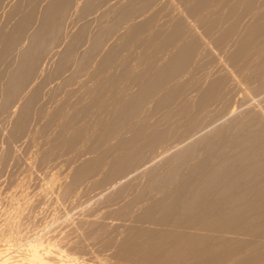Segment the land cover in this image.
Returning <instances> with one entry per match:
<instances>
[{
    "label": "rangeland",
    "instance_id": "obj_1",
    "mask_svg": "<svg viewBox=\"0 0 264 264\" xmlns=\"http://www.w3.org/2000/svg\"><path fill=\"white\" fill-rule=\"evenodd\" d=\"M258 1L0 0V263H27L25 260L31 247L37 245L38 249L49 247L51 255L46 253L49 264H67L70 259L69 264H163L166 259L162 258L168 256L164 252L167 249L174 252L178 248L183 249L180 256L184 258L178 256L173 260L174 264L178 259H182L180 264H187L191 258L188 264H193L195 257L194 264H201L202 258H205L203 264H264V211H260V207H264L261 205L262 198L264 201V0ZM56 5H59L56 8L59 12ZM33 37L40 40H33ZM31 48H35L34 53ZM66 59L68 66H65ZM202 93L207 94L203 97ZM249 131L256 139L254 142L241 139L235 144L228 140L218 143L226 132L227 137L234 135L232 139L238 140ZM211 164L217 168L223 166L224 174L221 173L216 180L214 177L210 179L212 171L210 178L204 173L205 167L210 168ZM240 168L241 172L238 171ZM172 169L178 171L171 175L169 171ZM228 174L225 183L218 181L224 176L227 178ZM237 182L238 187L243 185L241 189H226V185L235 187ZM255 183L263 184L259 187V191L263 187V195L261 191L255 194ZM177 198L183 204H177ZM230 209H240L236 212H241L235 216V211L231 213ZM242 210L247 212L244 214ZM149 248L153 252L150 250L146 254L143 250ZM52 249L62 253L65 259L54 258L56 255ZM155 249L162 250L164 257L159 258L162 262L153 260L160 256L155 254ZM4 256L8 258L4 260ZM8 259L13 263L7 262Z\"/></svg>",
    "mask_w": 264,
    "mask_h": 264
},
{
    "label": "bare ground",
    "instance_id": "obj_2",
    "mask_svg": "<svg viewBox=\"0 0 264 264\" xmlns=\"http://www.w3.org/2000/svg\"><path fill=\"white\" fill-rule=\"evenodd\" d=\"M1 1H3V0H1ZM92 1H93V0H92ZM98 1H99V0H98ZM116 1H117V0H116ZM212 1H213V0H212ZM228 1H229V0H228ZM230 1H231V0H230ZM233 1H234V0H233ZM250 1H251V0H250ZM259 1H260V0H259ZM259 1H258V2H259ZM6 2H7V0H6ZM71 2H72V1H71ZM73 2H74V1H73ZM96 2H97V1H96ZM112 2H113V1H112ZM201 2H202V1H201ZM236 2H237V1H236ZM252 2H253V1H252ZM2 3H3V2H2ZM56 3H57V2H56ZM63 3H64V2H63ZM86 3H87V2H86ZM174 3H175V2H174ZM205 3H206V2H205ZM254 3H255V1H254L252 4H254ZM61 4H62V3H61ZM104 4H105V3H104ZM108 4H109V3H108ZM119 4H120V3H119ZM124 4H125V3H124ZM135 4H136V3H135ZM157 4H158V3H157ZM220 4H221V2H220ZM220 4H219V5H220ZM259 4H260V3H259ZM22 5H23V4H22ZM93 5H94V4H93ZM114 5H115V4H114ZM143 5H144V4H143ZM210 5H211V4H210ZM227 5H228V3H227ZM247 5H248V4H247ZM9 6H10V5H9ZM57 6H59V5H56V7H55V6H53V7H55V9H56ZM73 6H74V5H73ZM86 6H87V5H86ZM90 6H91V5H90ZM111 6H112V5H111ZM157 6H158V5H157ZM256 6H257V5H256ZM261 6H262V5H261ZM5 7H6V6H5ZM92 7H93V6H91V8H92ZM109 7H110V6H109ZM128 7H129V6H128ZM240 7H241V6H240ZM248 7H249V5H248ZM248 7H246V8H248ZM258 7H259V6H258ZM22 8H23V6H22ZM82 8H83V7H82ZM86 8H87V7H86ZM102 8H103V7H102ZM102 8H101V9H102ZM140 8H141V7H140ZM200 8H201V7H200ZM204 8H205V7H204ZM207 8H208V7H207ZM211 8H212V7H211ZM251 8H252V7H251ZM254 8H255V6H254ZM256 8H257V7H256ZM28 9H29V8H28ZM60 9H61V8H60ZM62 9H63V8H62ZM98 9H99V7H98ZM131 9H132V8H131ZM153 9H154V8H153ZM188 9H189V8H188ZM212 9H214V8H212ZM244 9H245V8H244ZM257 9H260V8H257ZM3 10H4V8H3ZM21 10H22V9H21ZM56 10L58 11L59 9H56ZM114 10H115V9H114ZM209 10H211V9H209ZM214 10H215V9H214ZM228 10H229V7H228ZM228 10H227V11H228ZM252 10H254V9H252ZM261 10H262V9H261ZM13 11H14V10H13ZM49 11H50V10H49ZM65 11H66V10H65ZM85 11H86V10H85ZM89 11H90V10H89ZM188 11H189V10H188ZM191 11H192V10H191ZM195 11H197V10H195ZM204 11H206V9H205ZM241 11H242V9H241ZM247 11H248V9H247ZM255 11H256V10H255ZM257 11H258V10H257ZM257 11H256V12H257ZM58 12H59V11H58ZM91 12H92V11H91ZM93 12H94V11H93ZM112 12H113V11H112ZM176 12H177V11H176ZM197 12H198V11H197ZM231 12H232V11H231ZM242 12H243V11H242ZM252 12H254V11H252ZM252 12H251V13H252ZM259 12H260V11H258L257 13H259ZM15 13H16V12H15ZM33 13H37V12H34V11H33ZM106 13H107V12H106ZM187 13H188V12H187ZM202 13H203V12H202ZM243 13H244V12H243ZM19 14H20V10H19ZM57 14H58V13H57ZM62 14H63V12H62ZM62 14H61V15H62ZM104 14H105V13H104ZM117 14H118V13H117ZM148 14H149V13H148ZM205 14H206V13H205ZM207 14H208V13H207ZM216 14H217V13H216ZM226 14H229V13L227 12ZM230 14H232V13H230ZM245 14H246V13H245ZM254 14H255V16H256V13H254ZM13 15H14V14H13ZM33 15H34V14H33ZM59 15H60V14H59ZM89 15H90V13H89ZM94 15H95V14H94ZM96 15H97V14H96ZM100 15H101V14H100ZM123 15H124V13H123ZM197 15H198V14H197ZM210 15H211V14H210ZM246 15H247V14H246ZM250 15H251V14H250ZM78 16H79V14H78ZM78 16H77V17H78ZM120 16H121V15H120ZM207 16H208V15H207ZM230 16H231V15H230ZM230 16H229V17H230ZM240 16H241V13H240ZM6 17H7V16H6ZM60 17H61V16H60ZM63 17H64V16H63ZM95 17H96V16H95ZM109 17H110V15H109ZM114 17H115V16H114ZM118 17H119V16H118ZM185 17H186V16H185ZM201 17H202V16H201ZM201 17H200V19H201ZM229 17H228V20L230 19ZM252 17H253V16H252ZM257 17H258V16H257ZM28 18H29V17H28ZM57 18H58V16H57ZM61 18H62V17H61ZM61 18H60V19H61ZM91 18L93 19V17H91ZM115 18H116V17H115ZM120 18H121V17H120ZM181 18H182V17H181ZM244 18H245V17H244ZM244 18H243V19H244ZM246 18H247V17H246ZM15 19H16V18H15ZM40 19H41V18H40ZM63 19H64V18H63ZM77 19H78V18H77ZM107 19H108V18H107ZM185 19H186V18H185ZM208 19H209V18H208ZM214 19H215V18H214ZM223 19H224V18H223ZM226 19H227V17H226ZM259 19H261V18H259ZM11 20H12V19H11ZM11 20H10V21H11ZM17 20H18V19H17ZM46 20H47V19L44 20V23L47 24V21H46ZM67 20H68V19H67ZM80 20H81V19H80ZM88 20H89V19H88ZM88 20H87V21H88ZM105 20H106V19H105ZM111 20H112V18H111ZM126 20H127V19H126ZM126 20H125V21H126ZM171 20H172V19H171ZM187 20H188V19H187ZM204 20H205V19H204ZM212 20H213V19H211V22H212ZM217 20H218V19H217ZM228 20H227V21H228ZM252 20H254V17H253ZM263 20H264V19H263ZM263 20L261 21L262 23H263ZM27 21H28V20H27ZM45 21H46V22H45ZM81 21H82V20H81ZM106 21H107V20H106ZM114 21H115V20H114ZM174 21H176V20H174ZM174 21H172V22H174ZM201 21H202V20H201ZM224 21H225V20H224ZM242 21H243V20H242ZM245 21H246V19H245ZM52 22H54V21H52ZM116 22H117V20H116ZM118 22H119V20H118ZM172 22H171V23H172ZM186 22H187V21H186ZM188 22H189V21H188ZM188 22H187V23H188ZM203 22H204V21H203ZM209 22H210V20H209ZM231 22H232V21H231ZM252 22H253V21H251V23H252ZM255 22H256V20H255ZM255 22H254V23H255ZM19 23H20V22H19ZM91 23H92V22H91ZM98 23H99V22H98ZM102 23H103V22H102ZM110 23H111V22H110ZM132 23H133V22H132ZM243 23H244V22H243ZM243 23H242V24H243ZM249 23H250V22H249ZM256 23H257V22H256ZM56 24H57V22H56ZM100 24H101V23H100ZM103 24H104V23H103ZM118 24H119V23H118ZM127 24H128V23H127ZM141 24H144V23H141ZM174 24H175V23H174ZM190 24H191V23H190ZM194 24H195V23H194ZM222 24H223V23H222ZM49 25H50V23H49ZM53 25H54V24H53ZM58 25H59V24H58ZM81 25H82V24H81ZM101 25H102V24H101ZM105 25H106V24H105ZM112 25H113V24H112ZM114 25H115V24H114ZM114 25H113V26H114ZM124 25H125V24H124ZM164 25H165V24H164ZM210 25H211V24H210ZM227 25H228V24H227ZM237 25H239V24H237ZM240 25H241V24H240ZM251 25H252V24H251ZM255 25H257V24H255ZM261 25H262V24H261ZM20 26H21V25H20ZM73 26H74V24H73ZM96 26H98V25H96ZM106 26H107V25H106ZM203 26H205V25H203ZM241 26H243V25H241ZM247 26H248V25H247ZM252 26H253V25H252ZM258 26H259V25H258ZM263 26H264V25H263ZM40 27H41V26H40ZM46 27H48V29L50 28V27L48 26V24H47ZM46 27H45V28H46ZM51 27H52V24H51ZM206 27H207V26H206ZM214 27H216V26L214 25ZM32 28H33V27H32ZM93 28H94V26H93ZM97 28H98V27H97ZM174 28H175V27H174ZM174 28H173V30H174ZM178 28H179V27H178ZM209 28H210V27H209ZM211 28H212V26H211ZM235 28H236V27H235ZM237 28H238V27H237ZM239 28H240V27H239ZM252 28H253V27H252ZM254 28H255V27H254ZM263 28H264V27H262V30H263ZM40 29H41V28H40ZM68 29H69V28H68ZM74 29H75V28H74ZM100 29H101V28H100ZM131 29H132V28H131ZM138 29H139V28H138ZM165 29H166V28H165ZM170 29H171V28H170ZM194 29H195V28H194ZM213 29H215V28H213ZM256 29H257V28H256ZM259 29H260V28H259ZM23 30H24V28H23ZM46 30H47V29H46ZM61 30H62V29H61ZM72 30H73V29H72ZM97 30H98V29H97ZM97 30H96V31H97ZM106 30H107V28H106ZM128 30H129V29H128ZM191 30H192V29H191ZM206 30H207V29H206ZM231 30H232V29H231ZM234 30H235V29H234ZM240 30H241V29H240ZM245 30H246V27H245ZM253 30H255V29H253ZM257 30H258V29H257ZM257 30H256V32L258 33ZM262 30H261V31H262ZM66 31H67V30H66ZM135 31H136V30H135ZM171 31H172V30H171ZM175 31H176V30H175ZM179 31H180V30H179ZM186 31H187V30H186ZM192 31H193V30H192ZM210 31H212V30H210ZM213 31H214V30H213ZM235 31H236V30H235ZM261 31H260V32H261ZM48 32H49V31H48ZM76 32H77V31H76ZM84 32H85V31H84ZM99 32H100V31H99ZM165 32H166V31H165ZM167 32H168V31H167ZM189 32H190V31H189ZM229 32H230V31H229ZM256 32H255V33H256ZM260 32H259V34L262 35V33H260ZM49 33H50V32H49ZM94 33H95V32H94ZM114 33H115V32H114ZM127 33H128V32H127ZM163 33H164V32H163ZM173 33H174V31H173ZM214 33H215V31H214ZM219 33H220V32H219ZM219 33H218V34H219ZM232 33H234V32H232ZM232 33L230 32V34H232ZM237 33H239V32H237ZM242 33H244V32H242ZM247 33H249V32H247ZM251 33H252V32H251ZM17 34H20V32L17 33ZM17 34H15V35H17ZM68 34H69V33H68ZM74 34H75V32H74ZM77 34H79V33H77ZM101 34H102V33H101ZM110 34H111V33H110ZM128 34H129V33H128ZM130 34H131V33H130ZM167 34H168V33H167ZM186 34H187V33H186ZM218 34H217V35H218ZM222 34H223V33H222ZM222 34H221V35H222ZM235 34H236V33H235ZM21 35H22V34H21ZM65 35H66V34H65ZM92 35H93V33H92ZM157 35H158V34H157ZM182 35H183V34H182ZM200 35H201V34H200ZM240 35H241V33H240ZM240 35H239V36H240ZM246 35H247V34H246ZM254 35H255V34H254ZM254 35H253V36H254ZM257 35H258V34H257ZM257 35H256V36H257ZM46 36H47V35H46ZM72 36H73V34H72ZM106 36H107V35H106ZM127 36H128V35H127ZM127 36H126V37H127ZM131 36H132V35H131ZM155 36H156V35H155ZM250 36H251V35H250ZM21 37H22V36H21ZM77 37H79V36H77ZM77 37H76V38H77ZM82 37H83V36H82ZM104 37H105V36H104ZM179 37H180V36H179ZM184 37H185V36H184ZM199 37H201V36H199ZM234 37H235V35H234ZM234 37H233V38H234ZM251 37H252V36H251ZM254 37H255V36H254ZM257 37H258V36H257ZM259 37H260V35H259ZM14 38H16V37H14ZM14 38H13V39H14ZM18 38H19V36H18ZM35 38H38V37H33V40H34ZM41 38H42V37H41ZM71 38H72V37H71ZM76 38H75V40H77ZM90 38H91V37H90ZM107 38H108V37H107ZM153 38H154V37H153ZM186 38H187V37H186ZM205 38H206V37H205ZM231 38H232V37H230L229 39H231ZM241 38H242V37H241ZM246 38H248L249 40H252V39H250V37H246ZM252 38H253V37H252ZM260 38H261V37H260ZM260 38H259V39H260ZM42 39H43V38H42ZM79 39H80V38H79ZM101 39H102V38H101ZM179 39H180V38H179ZM182 39H183V36H182ZM237 39H239V38H236V40H237ZM36 40H37V39H36ZM38 40H40V38H38ZM38 40H37V41H38ZM52 40H53V39H52ZM80 40H81V39H80ZM87 40H88V38H87ZM89 40H90V39H89ZM89 40H88V41H89ZM93 40H95V39H93ZM157 40H158V39H157ZM180 40H181V39H180ZM232 40H233V39H232ZM232 40H231V41H232ZM254 40H258V39H257V38H254ZM50 41H51V40H50ZM71 41H72V40H71ZM122 41H123V40H122ZM127 41H128V40H127ZM144 41H145V40H144ZM144 41H143V42H144ZM195 41H196V40H195ZM202 41H203V40H202ZM227 41H228V40H227ZM241 41H242V40H241ZM244 41H245V40H244ZM247 41H248V40H247ZM47 42H48V41H47ZM73 42H74V41H73ZM148 42H149V41H148ZM158 42H159V41H158ZM166 42H167V41H166ZM175 42H176V41H175ZM190 42H191V41H190ZM209 42H210V40H209ZM216 42H217V41H216ZM229 42H230V41H229ZM233 42H234V41H233ZM248 42H250V41H248ZM256 42H257V41H256ZM259 42H260V40H259ZM259 42H257V43H259ZM263 42H264V39H263ZM263 42H262V44H263ZM32 43H33V42H32ZM38 43H39V42H38ZM38 43H37V45H38ZM75 43H77V42H75ZM79 43H80V42H79ZM114 43H115V42H114ZM144 43H145V42H144ZM144 43H143V44H144ZM152 43H153V42H152ZM162 43H163V42H162ZM205 43H206V42H205ZM212 43H213V42H212ZM220 43H221V42H220ZM235 43H236V42H235ZM242 43H243V42H242ZM17 44H18V43H17ZM33 44H34V43H33ZM33 44H32V45H33ZM72 44H73V43H72ZM84 44L86 45V43H84ZM91 44H93V43H91ZM95 44H96V42H95ZM124 44H125V43H124ZM135 44H136V43H135ZM164 44H165V43H164ZM218 44H219V43H218ZM222 44H223V43H222ZM226 44H227V42H226ZM239 44H240V43H239ZM243 44H244V43H243ZM251 44H253V43H251ZM262 44H261V45H262ZM19 45H20V44H19ZM73 45H75V44H73ZM78 45H79V44H78ZM97 45H98V44H97ZM99 45H100V43H99ZM160 45H161V44H160ZM160 45H158V46H160ZM169 45H170V44H169ZM185 45H186V44H185ZM206 45H207V44H206ZM220 45H221V44H220ZM223 45H224V44H223ZM227 45H228V44H227ZM227 45H226V46H227ZM229 45H230V44H229ZM236 45H237V44H236ZM40 46H41V45H40ZM90 46H91V45H90ZM153 46H154V45H153ZM186 46H187V45H186ZM216 46H217V45H216ZM226 46H225V47H226ZM245 46H246V45H245ZM259 46H260V45H259ZM259 46H258V47H259ZM263 46H264V45H263ZM31 47H33V46H31ZM73 47H76V46H73ZM97 47H98V46H97ZM154 47H155V46H154ZM167 47H168V46H166V48H167ZM187 47H188V46H187ZM225 47H223V48L225 49ZM227 47H228V46H227ZM236 47H237V46H236ZM238 47H239V45H238ZM241 47H242V45H241ZM248 47H249V46H248ZM252 47H254V45H253ZM28 48H30V47H28ZM44 48H45V47H44ZM76 48H77V47H76ZM80 48H81V47H80ZM92 48H93V47H92ZM161 48H162V47H161ZM161 48H160V50H161ZM174 48H175V47H174ZM207 48H208V47H207ZM234 48H235V47H234ZM239 48H240V47H239ZM243 48H244V47H243ZM245 48H246V47H245ZM249 48H250V47H249ZM10 49H11V48H10ZM33 49H35V48H31V50L28 49V51L30 50V51H32V53H34ZM136 49H137V48H136ZM142 49H144V48H142ZM151 49H153V48H151ZM163 49H164V48H163ZM185 49H186V47H185ZM190 49H191V48H190ZM220 49H221V47H220ZM228 49H229V48H228ZM246 49H247V48H246ZM252 49H253V48H252ZM254 49H255V47H254ZM259 49H260V48H259ZM20 50H21V49H20ZM20 50H19V51H20ZM72 50H73V49H72ZM78 50H79V49H78ZM86 50H87V49H86ZM90 50H91V49H90ZM140 50H141V49H140ZM175 50H176V49H175ZM233 50H234V49H233ZM261 50H262V49H261ZM11 51H12V50H11ZM28 51H27V52H28ZM30 51H29V52H30ZM120 51H121V50H120ZM176 51H177V50H176ZM191 51H192V50H191ZM191 51H190V52H191ZM216 51H218V49H217ZM224 51H225V50H224ZM224 51H223V52H224ZM226 51H227V50H226ZM226 51H225V52H226ZM236 51H237V50H236ZM239 51H240V50H238V52H239ZM247 51H248V50H247ZM263 51H264V49H263ZM27 52H26V54H27ZM29 52H28V53H29ZM35 52H36V51H35ZM76 52H77V51H76ZM80 52H81V50H80ZM85 52H87V51H85ZM117 52H118V51H117ZM160 52H161V51H160ZM169 52H170V51H169ZM220 52H221V51H220ZM245 52H246V51H244V53H245ZM251 52H252V51H251ZM255 52H256V50H255ZM10 53H11V52H10ZM10 53H9V54H10ZM32 53H31V54H32ZM71 53H72V52H71ZM118 53H119V52H118ZM131 53H132V52H131ZM228 53H229V52H228ZM236 53H237V52H235V54H236ZM242 53H243V52H242ZM256 53H257V52H256ZM258 53H259V52H258ZM26 54H23V55H26ZM29 54H30V53H29ZM66 54H68V53H66ZM77 54H78V53H77ZM155 54H156V53H155ZM239 54H241V53L239 52ZM250 54H251V53H250ZM252 54H253V52H252ZM252 54H251V56H252ZM260 54H261V53H260ZM5 55H6V54H5ZM27 55H28V54H27ZM33 55H34V54H32V56H33ZM91 55H92V54H91ZM125 55H126V54H125ZM132 55H133V54H132ZM159 55H160V54H159ZM185 55L187 56V54H185ZM192 55H193V54H192ZM223 55H224V54H223ZM223 55H222V56H223ZM225 55H226V54H225ZM225 55H224V57H225ZM248 55H249V54H248ZM254 55H255V54H254ZM40 56H41V55H40ZM69 56H70V55H69ZM71 56H72V55H71ZM155 56H156V55H155ZM175 56H176V55H175ZM182 56H183V55H182ZM238 56H239V55H238ZM241 56H242V55H241ZM241 56H240V57H241ZM258 56H259V55H258ZM10 57H11V56H10ZM10 57H9V58H10ZM30 57H31V55H30ZM88 57H89V56H88ZM91 57H92V56H91ZM138 57H139V56H138ZM156 57H157V56H156ZM163 57H164V56H163ZM168 57H169V56H168ZM224 57H223V58H224ZM226 57H228V56H226ZM234 57H235V55H234ZM252 57H253V56H252ZM252 57L250 58V56H249L248 58H250V60H251V59H253ZM9 58H8V59H9ZM12 58H13V57H12ZM23 58H24V57H22V59H23ZM36 58H37V57H36ZM51 58H52V57H51ZM64 58H65V55H64ZM67 58H68V57H67ZM86 58H87V56H86ZM99 58H100V57H99ZM179 58H180V57H179ZM228 58H229V57H228ZM228 58H227V59H228ZM22 59H21V61H22ZM26 59H28V58L26 57ZM54 59H55V58H54ZM57 59H58V58H57ZM61 59H62V58H61ZM90 59H91V58H90ZM107 59H108V58H107ZM125 59H126V58H125ZM133 59H134V58H133ZM155 59H156V58H155ZM180 59H181V58H180ZM215 59H216V58H215ZM231 59H232V57H231ZM231 59H230V60H231ZM233 59H234V58H233ZM236 59H237V57L235 58V62H236ZM64 60H65V59H64ZM66 60H67V59H66ZM100 60H101V59H100ZM138 60H139V59H138ZM157 60H158V59H157ZM169 60H170V59H168V61H169ZM171 60H172V59H171ZM176 60H177V59H176ZM199 60H201V59H199ZM220 60H221V59H220ZM250 60H249V62H250ZM253 60H254V59H253ZM5 61H6V60H5ZM30 61H31V59H30ZM34 61H36V60H34ZM37 61H38V60H37ZM123 61H125V60H123ZM146 61H147V60H146ZM179 61H181V60H179ZM185 61H186V60H185ZM203 61H204V59H203ZM226 61H227V60H226ZM232 61H234V60H232ZM232 61H231V62H232ZM19 62H20V61H19ZM24 62H25V60H24ZM26 62H27V61H26ZM60 62H63V60L60 61ZM100 62H101V61H100ZM129 62H130V61H129ZM165 62H166V61H165ZM170 62H171V61H170ZM181 62H182V61H181ZM194 62H195V61H194ZM242 62H243V61H242ZM249 62H248V63H249ZM22 63H23V62H22ZM22 63H21V66L24 64V63H23V64H22ZM27 63H28V62H27ZM27 63H25V64H27ZM189 63H190V62H189ZM219 63H220V62H219ZM244 63H245V61H244ZM7 64H8V63H7ZM17 64H18V63H17ZM35 64H36V63H35ZM66 64H68V60H67V63H65V66H68V65H66ZM103 64H104V63H103ZM185 64H186V63H185ZM207 64H208V63H207ZM252 64H253V63H252ZM50 65H51V64H50ZM60 65H61V64H60ZM114 65H115V64H114ZM137 65H138V63H137ZM161 65H162V64H161ZM176 65H178V63H177ZM194 65H195V64H194ZM244 65H245V64H243V66H244ZM9 66H10V65H9ZM21 66H20V69L22 68ZM24 66H25V65H24ZM24 66H23V67H24ZM65 66H64V67H65ZM85 66H86V65H85ZM189 66H190V65H189ZM192 66H193V65H192ZM196 66H197V65H196ZM217 66H218V65H217ZM247 66H248V65H247ZM247 66H246V67H247ZM87 67H88V66H87ZM105 67H106V66H105ZM105 67H104V68H105ZM120 67H121V66H120ZM162 67H163V66H162ZM176 67H177V66H176ZM178 67H179V66H178ZM203 67H204V66H203ZM203 67H202V68H203ZM208 67H209V65H208ZM208 67H207V68H208ZM238 67H239V65H238ZM238 67H237V68H238ZM263 67H264V66H263ZM7 68H8V67H7ZM104 68H103V69H104ZM106 68H107V67H106ZM124 68H125V67H124ZM141 68H143V67H141ZM198 68H199V67H198ZM241 68H243V67L241 66ZM255 68H256V67H255ZM10 69H11V68H10ZM17 69H18V67H17ZM35 69H36V68H35ZM70 69H71V67H70ZM74 69H75V68H74ZM160 69H161V68H160ZM176 69H177V68H176ZM179 69H180V68H179ZM186 69H187V68H186ZM186 69H185V70H186ZM204 69H205V68H204ZM248 69H249V68H248ZM262 69H263V68H262ZM18 70H19V69H18ZM58 70H59V69H58ZM77 70H78V69H77ZM119 70H120V69H119ZM139 70H140V69H139ZM191 70H192V69H191ZM200 70H201V69H200ZM207 70H208V69H207ZM207 70H206V71H207ZM61 71H62V69H61ZM79 71H81V69H80ZM88 71H89V70H88ZM174 71H175V70H174ZM176 71H177V70H176ZM208 71H209V70H208ZM8 72H9V70H8ZM16 72H17V71H16ZM18 72H19V71H18ZM18 72H17V73H18ZM149 72H150V71H149ZM182 72H183V71H182ZM204 72H205V71H204ZM210 72H211V71H210ZM244 72H246V71H244ZM263 72H264V70H263ZM47 73H48V72H47ZM58 73H59V72H58ZM80 73H81V72H80ZM83 73H84V72H83ZM165 73H166V72H165ZM180 73H181V72H180ZM201 73H202V72H201ZM201 73H200V74H201ZM206 73H208V72H206ZM212 73H213V72H212ZM250 73H251V72H250ZM14 74H15V72H14ZM19 74H20V73H19ZM67 74L69 75V73H67ZM72 74H73V73H72ZM95 74H96V73H95ZM172 74H173V73H172ZM177 74H178V73H177ZM189 74H190V73H189ZM189 74H188V75H189ZM255 74H256V72H255ZM262 74H263V73H262ZM21 75H22V74H21ZM45 75H46V74H45ZM125 75H126V74H125ZM142 75H143V74H142ZM151 75H152V74H151ZM153 75H154V74H153ZM224 75H225V74H224ZM14 76H15V75H14ZM25 76H26V74H25ZM54 76H55V75H54ZM106 76H107V75H106ZM183 76H184V75H183ZM15 77H17V76H15ZM15 77H14V78H15ZM141 77H142V76H141ZM147 77H149V76H147ZM147 77H146V78H147ZM153 77H154V76H153ZM194 77H195V76H194ZM213 77H214V76H213ZM260 77H261V76H260ZM23 78H24V77H23ZM48 78H49V77H48ZM53 78H54V77H53ZM60 78H61V77H60ZM69 78H70V77H69ZM78 78H79V77H78ZM105 78H106V77H105ZM156 78H158V77H156ZM215 78H216V77H215ZM233 78H234V77H233ZM11 79H12V78H11ZM15 79H16V78H15ZM65 79H66V78H65ZM72 79H73V78H72ZM75 79H76V78H75ZM100 79H101V78H100ZM130 79H131V78H130ZM153 79H154V78H153ZM183 79H184V78H183ZM234 79H235V78H234ZM13 80H14V79H13ZM16 80H17V79H16ZM16 80H15V81H16ZM22 80H23V79H22ZM33 80H34V79H33ZM46 80H47V79H46ZM56 80H57V79H56ZM121 80H122V79H121ZM128 80H129V79H128ZM132 80H133V79H132ZM155 80H156V79H155ZM159 80H160V79H159ZM159 80H158V81H159ZM211 80H212V79H211ZM17 81H18V80H17ZM51 81H52V80H51ZM69 81H70V80H69ZM109 81H110V80H109ZM187 81H188V80H187ZM208 81H209V80H208ZM248 81H249V80H248ZM11 82H12V81H11ZM30 82H31V81H30ZM73 82H74V81H73ZM124 82H125V81H124ZM152 82H153V81H152ZM212 82H213V81H212ZM231 82H232V81H231ZM13 83L16 85V82H13ZM64 83H65V82H64ZM91 83H92V82H91ZM105 83H106V82H105ZM107 83H108V82H107ZM126 83H127V82H126ZM162 83H163V82H162ZM162 83H161V84H162ZM170 83H171V82H170ZM203 83H204V81H203ZM206 83H207V82H206ZM215 83H216V82H215ZM218 83H219V82H218ZM10 84H11V83H10ZM55 84H56V83H55ZM100 84H101V83H100ZM103 84H104V83H103ZM159 84H160V83H159ZM173 84H174V83H173ZM185 84H186V83H185ZM48 85H49V84H48ZM124 85H125V84H124ZM129 85H130V83H129ZM171 85H172V84H171ZM183 85H184V84H183ZM190 85H191V84H190ZM197 85H198V84H197ZM206 85H207V84H206ZM16 86H17V85H16ZM57 86H58V85H57ZM62 86H63V85H62ZM125 86H126V85H125ZM131 86H132V85H131ZM131 86H130V87H131ZM148 86H149V85H148ZM151 86H152V85H151ZM188 86H189V85H188ZM213 86H215V85H212V87H213ZM218 86H219V85H218ZM218 86H217V88H218ZM241 86H242V85H241ZM11 87H12V85H11ZM34 87H35V86H34ZM97 87H98V86H97ZM97 87H96V88H97ZM106 87H107V84H106ZM108 87H109V86H108ZM118 87H119V86H118ZM120 87H121V86H120ZM126 87H127V86H126ZM13 88H14V87H13ZM122 88H123V87H122ZM132 88H133V87H132ZM153 88H154V87H153ZM155 88H156L155 90H157V87H155ZM24 89H25V88H24ZM39 89H40V88H39ZM128 89H129V88H128ZM147 89H148V88H147ZM175 89H176V88H175ZM210 89H211V88H210ZM12 90H13V89H12ZM55 90H56V89H55ZM59 90H60V89H59ZM145 90H146V89H145ZM200 90H201V89H200ZM218 90H219V89H218ZM36 91H37V90H36ZM53 91H54V90H53ZM91 91H92V90H91ZM102 91H103V90H102ZM108 91H109V90H108ZM152 91H153V90H152ZM159 91H160V90H159ZM162 91H163V90H162ZM216 91H217V89H216ZM17 92H18V91H17ZM50 92H51V91H50ZM123 92L125 93L124 90H123ZM150 92H151V89H150ZM153 92H154V91H153ZM218 92H219V91H218ZM221 92H222V90H221ZM227 92H228V91H227ZM15 93H16V92H15ZM21 93H22V92H21ZM37 93H38V92H37ZM97 93H98V92H97ZM159 93H160V92H159ZM162 93H163V92H162ZM174 93H175V92H174ZM92 94H93V93H92ZM112 94H113V93H112ZM131 94H132V93H131ZM177 94H178V93H177ZM193 94H194V93H193ZM200 94H201V93H200ZM206 94H207V93H206ZM206 94H204V95H206ZM215 94H216V93H215ZM217 94H218V93H217ZM9 95H10V94H9ZM107 95H109V93H108ZM114 95H115V94H114ZM120 95H121V93H120ZM125 95H126V93H125ZM144 95H145V94H144ZM202 95H203V93H202ZM204 95H203V97H204ZM103 96H104V95H103ZM123 96H124V95H123ZM162 96H163V95H162ZM249 96H250V95H249ZM124 97H125V96H124ZM186 97H187V96H186ZM203 97H202V98H203ZM19 98H20V97H19ZM112 98H113V97H112ZM114 98H116V97H114ZM125 98H126V97H125ZM128 98H129V97H128ZM148 98H149V97H148ZM155 98H157V97H155ZM182 98H183V97H182ZM194 98H195V97H194ZM194 98H193V99H194ZM199 98H201V96H200ZM231 98H232V97H231ZM21 99H22V98H21ZM29 99H30V98H29ZM29 99L27 98V100H29ZM37 99H38V98H37ZM130 99H131V97H130ZM150 99H151V98H150ZM196 99H197V98H196ZM134 100H135V99H134ZM181 100H182V99H181ZM39 101H40V100H39ZM92 101H93V98H92ZM95 101H96V100H95ZM129 101H131V100H129ZM187 101H188V100H187ZM197 101L199 102L200 100H197ZM31 102H32V101H31ZM34 102H35V101H34ZM41 102H42V101H41ZM57 102H58V101H57ZM80 102H81V101H80ZM89 102H90V101H89ZM107 102H108V101H107ZM120 102H121V101H120ZM141 102H143V101H141ZM144 102H145V101H144ZM155 102H156V101H155ZM177 102H178V101H177ZM188 102H189V101H188ZM194 102H195V101H194ZM194 102H192V105H193ZM200 102H201V101H200ZM213 102H214V101H213ZM97 103H98V102H97ZM103 103H104V102H103ZM111 103H112V102H111ZM113 103H114V102H113ZM123 103H124V102H123ZM123 103H122V104H123ZM132 103H133V102H132ZM43 104H44V103H43ZM43 104H42V105H43ZM63 104H65V103H63ZM95 104H96V103H95ZM108 104H109V103H108ZM117 104H118V103H117ZM125 104H126V103H125ZM164 104H165V102H164ZM177 104H178V103H177ZM188 104H189V103H188ZM197 104H198V103H197ZM32 105H33V104H32ZM61 105H62V104H61ZM61 105H60V106H61ZM72 105H73V104H72ZM86 105H87V104H86ZM92 105H93V104H92ZM98 105H99V104H98ZM106 105H107V104H106ZM162 105H163V104H162ZM195 105H196V104H195ZM63 106H64V105H63ZM65 106H66V105H65ZM101 106H102V105H101ZM101 106H100V108H101ZM111 106H113V105H111ZM164 106H165V105H164ZM77 107H78V106H77ZM142 107H143V106H142ZM191 107H193V106H191ZM25 108H26V105H25ZM73 108H74V107H73ZM144 108H145V106H144ZM163 108H164V107H163ZM188 108H189V106H188ZM75 109H76V108H75ZM86 109H87V108H86ZM109 109H110V108H109ZM164 109H165V108H164ZM218 109H219V108H218ZM31 110H32V109H31ZM42 110H43V109H42ZM63 110H64V109H63ZM72 110H73V109H72ZM89 110H90V108H89ZM102 110H103V109H102ZM102 110H101V111H102ZM104 110H105V109H104ZM125 110H126V109H125ZM144 110H145V109H144ZM157 110H158V109H157ZM180 110H181V109H180ZM55 111H56V110H55ZM68 111H69V110H68ZM73 111H74V110H73ZM85 111H86V110H85ZM92 111H93V109H92ZM110 111H111V110H110ZM130 111H131V110H130ZM255 111H256V110H255ZM36 112H37V111H36ZM80 112H81V111H80ZM125 112H127V111H125ZM131 112H132V111H131ZM137 112H138V111H137ZM155 112H156V111H155ZM163 112H165V110H164ZM189 112H191V111H189ZM37 113H38V112H37ZM71 113H72V112H71ZM73 113L75 114V112H73ZM81 113H82V112H81ZM108 113H109V112H108ZM108 113H107V114H108ZM114 113H115V112H114ZM129 113H130V112H129ZM135 113H136V112H135ZM135 113H134V114H135ZM166 113H167V112H166ZM68 114H69V113H68ZM94 114H95V113H94ZM103 114H105V113H103ZM124 114H125V113H124ZM141 114H142V113H141ZM157 114H158V113H157ZM164 114H165V113H164ZM172 114H173V113H172ZM247 114H248V113H247ZM56 115H57V113H56ZM66 115H67V114H66ZM82 115H83V114H82ZM82 115H81V116H82ZM97 115H98V114H97ZM111 115H112V113H111ZM166 115H167V114H166ZM185 115H186V114H185ZM253 115H254V114H253ZM46 116H47V115H46ZM87 116H88V115H87ZM95 116H96V115H95ZM100 116H101V115H100ZM105 116H106V115H105ZM115 116H116V115H115ZM124 116H125V115H124ZM33 117H34V116H33ZM41 117H42V116H41ZM85 117H86V116H85ZM85 117H84V118H85ZM88 117H89V116H88ZM91 117H92V119H93V116H91ZM101 117H102V116H101ZM135 117H136V116H135ZM137 117H138V116H137ZM137 117H136V118H137ZM142 117H143V115H142ZM151 117H152V116H151ZM169 117H170V116H169ZM182 117H183V116H182ZM63 118H64V117H63ZM77 118H78V117H77ZM84 118H83V119H84ZM112 118H113V116H112ZM118 118H119V116H118ZM149 118H150V116H149ZM171 118H172V117H171ZM19 119H20V118H19ZM31 119H32V118H31ZM37 119H38V118H37ZM86 119H87V118H86ZM96 119H97V118H96ZM115 119H116V118H115ZM133 119H134V118H133ZM164 119H165V118H164ZM174 119H175V118H174ZM68 120H69V119H68ZM81 120H82V119H81ZM142 120H143V119H142ZM145 120H146V119H145ZM158 120H159V119H158ZM195 120H196V119H195ZM197 120H198V119H197ZM44 121H45V119H44ZM71 121H73V120H71ZM77 121H78V119H77ZM109 121H110V120H109ZM111 121H112V120H111ZM115 121H117V120H115ZM123 121H124V120H123ZM135 121H136V120H135ZM175 121H176V120H175ZM178 121H179V120H178ZM19 122H20V121H19ZM38 122H39V121H38ZM93 122H94V121H93ZM146 122H147V121H146ZM161 122H162V121H161ZM63 123H64V122H63ZM69 123H70V122H69ZM77 123H78V122H77ZM82 123H83V122H82ZM109 123H110V122H109ZM113 123H114V122H113ZM185 123H186V122H185ZM191 123H192V121H191ZM196 123H197V122H196ZM200 123H201V122H200ZM20 124H21V123H20ZM43 124H44V123H43ZM66 124H67V123H66ZM73 124H74V122H73ZM104 124H105V123H104ZM107 124H108V123H107ZM136 124H137V123H136ZM140 124H141V123H140ZM154 124H155V123H154ZM160 124H162V123H160ZM22 125H23V124H22ZM35 125H36V124H35ZM82 125H83V124H82ZM141 125H142V124H141ZM193 125H194V124H193ZM20 126H21V125H19V127H20ZM40 126H41V124H40ZM46 126H47V125H46ZM49 126H50V125H49ZM71 126L73 127V125H71ZM78 126H79V125H78ZM87 126H88V125H87ZM123 126H124V125H123ZM126 126H127V125H126ZM129 126H130V125H129ZM138 126H139V125H138ZM147 126H148V125H147ZM161 126H162V125H161ZM178 126H179V125H178ZM21 127H22V126H21ZM44 127H45V126H44ZM88 127H90V126H88ZM94 127H95V126H94ZM94 127H93V128H94ZM175 127H176V126H175ZM184 127H185V126H184ZM68 128H69V127H68ZM68 128H66V129H68ZM167 128H168V127H167ZM16 129H17V128H16ZM21 129H22V128H21ZM87 129H88V128H87ZM87 129H86V131H87ZM106 129H107V128H106ZM113 129H114V128H113ZM127 129H128V128H127ZM129 129H130V128H129ZM156 129H157V128H156ZM162 129H163V128H162ZM230 129H231V128H230ZM245 129H246V128H245ZM22 130H23V129H22ZM93 130H94V129H93ZM100 130H101V129H100ZM157 130H158V129H157ZM157 130H156V131H157ZM218 130H219V129H218ZM250 130H251V128H250ZM37 131H38V130H37ZM81 131H82V130H81ZM94 131H95V130H94ZM98 131H99V130H98ZM104 131H105V129H104ZM109 131H111V130H109ZM128 131H130V130H128ZM166 131H167V130H166ZM216 131H217V130H216ZM223 131H224V130H223ZM24 132H25V131H24ZM24 132H22V133H24ZM99 132H100V131H99ZM116 132H117V129H116ZM132 132H133V131H132ZM148 132H149V131H148ZM239 132H240V131H239ZM39 133H40V131H39ZM100 133H102V132H100ZM128 133H129V132H128ZM146 133H147V132H146ZM146 133H145V134H146ZM229 133H230V132H229ZM231 133H232V132H231ZM37 134H38V133H37ZM126 134H127V133H126ZM150 134H151V133H150ZM153 134H154V133H153ZM223 134H224V133H223ZM226 134H228V133L226 132ZM226 134H225V136H224L223 139L220 138V139L218 140V143H219V144H220V142L223 144V143H225L227 140L230 141V142L232 141L234 144H235V142L238 143V141H240L241 139H247V142H248V140L250 141V139H251L253 142L256 140V139L254 138V136L250 133V131H249V132H246V133L244 134L245 136H244V135L242 136L243 138H240V139H239V137H238V140H237V138H236V139H232V138H234V135H233L232 138H230V137H227ZM232 134H233V133H232ZM235 134H236V133H235ZM250 134H251V135H250ZM84 135H85V134H84ZM89 135H90V134H89ZM157 135H158V134H157ZM216 135H217V134H216ZM221 135H222V134H221ZM228 135H229V134H228ZM236 135H237V134H236ZM239 135H240V134H238V136H239ZM254 135H256V133H255ZM258 135H259V134H258ZM260 135H261V134H260ZM103 136H106V135H103ZM250 136H251V138H250ZM94 137H95V136H94ZM96 137H97V136H96ZM111 137L113 138V135H112V134H111ZM175 137H176V136H175ZM220 137H221V136H220ZM236 137H237V136H236ZM244 137H245V138H244ZM17 138H18V137H17ZM22 138H23V137H22ZM91 138H92V137H91ZM109 138H110V136H109ZM133 138H134V137H133ZM217 138H218V137H217ZM100 139H102V138L100 137ZM131 139H132V138H131ZM157 139H158V138H157ZM56 140H57V139H56ZM128 140H129V139H128ZM128 140H127V141H128ZM161 140H162V139H161ZM207 140H208V139H207ZM223 140H224V141H223ZM258 140H259V139H258ZM20 141H21V140H20ZM50 141H51V140H50ZM53 141H54V140H53ZM143 141H144V140H143ZM245 141H246V140H245ZM18 142H19V141H18ZM22 142H23V141H22ZM31 142H32V141H31ZM58 142H59V141H58ZM72 142H73V141H72ZM80 142H81V141H80ZM102 142H103V141H102ZM106 142H107V141H106ZM108 142H109V141H108ZM141 142H142V141H141ZM152 142H153V141H152ZM216 142H217V139H216ZM232 142H231V143H232ZM240 142H241V141H240ZM242 142H244V141H242ZM25 143H26V142H25ZM37 143H38V142H37ZM82 143H83V142H82ZM111 143H112V142H111ZM111 143H110V144H111ZM147 143H148V141H147ZM149 143H150V142H149ZM198 143H199V142H198ZM205 143H206V140H205ZM209 143H210V142H209ZM209 143H208V144H209ZM218 143H217V144H218ZM256 143H257V142H256ZM259 143H261V142H259ZM259 143H258V144H259ZM103 144H104V143H103ZM108 144H109V143H108ZM131 144H132V143H131ZM222 144H221V145H222ZM239 144H240V143H239ZM244 144H245V143H244ZM247 144H248V143H247ZM45 145H46V144H45ZM52 145H53V144H52ZM57 145H58V144H57ZM87 145H88V144H87ZM148 145H149V144H148ZM153 145H154V143H153ZM221 145H219L218 147H220ZM229 145H230V144H229ZM242 145H243V144H242ZM36 146H37V145H36ZM42 146H43V145H42ZM53 146H54V145H53ZM73 146H74V145H73ZM81 146H82V145H81ZM88 146H89V145H88ZM143 146H144V145H143ZM145 146H146V145H145ZM215 146L217 147V145H215ZM215 146H214V147H215ZM230 146H231V145H230ZM77 147H78V146H77ZM79 147H80V145H79ZM83 147H84V146H83ZM86 147H87V146H86ZM101 147H102V146H101ZM108 147H109V146H108ZM112 147H113V146H112ZM114 147H115V146H114ZM114 147H113V148H114ZM120 147H122V146H120ZM138 147H140V146H138ZM138 147H137V148H138ZM141 147H142V145H141ZM214 147H213V148H214ZM222 147H223V146H222ZM259 147H260V146H259ZM44 148H45V147H44ZM48 148H49V146H48ZM57 148H58V147H57ZM110 148H111V147H110ZM208 148H209V147H208ZM29 149H30V147H29ZM46 149H47V148H46ZM58 149H59V148H58ZM104 149H105V148H104ZM214 149H215V148H214ZM219 149H220V148H219ZM38 150H39V149H38ZM41 150H43V149H41ZM52 150H53V149H52ZM52 150H50V151H52ZM55 150H56V149H55ZM89 150H90V146H89ZM95 150H96V149H95ZM105 150H106V149H105ZM115 150H116V149H115ZM24 151H25V150H24ZM35 151H36V150H35ZM48 151H49V150H48ZM84 151H85V150H84ZM120 151H122V150H120ZM253 151H254V150H253ZM40 152H43V151H40ZM95 152H96V151H95ZM109 152H110V151H109ZM117 152H118V151H116L115 153H117ZM74 153H75V152H74ZM121 153H122V152H121ZM198 153H199V152H198ZM53 154H54V153H53ZM79 154H80V153H79ZM96 154H97V153H96ZM117 154H120V153H117ZM45 155H46V154H45ZM50 155H51V154H50ZM81 155H82V154H81ZM230 155H231V154H230ZM9 156H10V155H9ZM40 156H41V154H40ZM79 156H80V155H79ZM92 156H93V155H92ZM100 156H102V155H100ZM114 156H115V155H113V157H114ZM121 156H122V155H121ZM123 156H124V155H123ZM43 157H44V156H43ZM84 157H86V156H84ZM124 157H125V156H124ZM35 158H36V157H35ZM39 158H40V157H39ZM41 158H42V157H41ZM94 158L97 159V157H95V156H94ZM242 158H243V157H242ZM36 159H37V158H36ZM82 159H83V158H82ZM106 159H108V158H106ZM113 159H114V158H113ZM121 159H122V158L120 157V160H121ZM206 159H207V158H206ZM41 160H42V159H41ZM45 160H46V159H45ZM118 160H119V159H118ZM120 160H119V161H120ZM122 160H123V159H122ZM216 160H217V159H216ZM241 161H242V160H241ZM57 162H58V161H57ZM69 162H70V161H69ZM112 162H113V161H112ZM174 162H175V161H174ZM177 162H178V161H177ZM205 162H206V161H205ZM50 163H51V162H50ZM58 163H59V162H58ZM70 163H71V162H70ZM93 163H94V162H93ZM178 163H180V162H178ZM211 163H212V162H211ZM41 164H42V163H41ZM53 164H54V163H53ZM106 164H107V163H106ZM192 164H193V163H192ZM202 164H203V163H202ZM204 164H205V163H204ZM208 164H209V163H208ZM213 164H214V163H213ZM213 164L210 165V168H211V169H210V168H206V167L204 166V167H205V169H204V173H206V174L208 173V175H209V174L211 175V172H210V171H212V174H213L212 177L210 178V175H209L208 178L212 179V178L214 177L215 180H216V179L218 178V176H219V175L221 176V173H223L222 168H221L222 165L219 166V167L221 168V169H220L219 167L217 168V166H216V167L213 166ZM90 165H92V163H90ZM241 165L243 166V164H241ZM263 165H264V164H263ZM95 166H96V165H95ZM109 166H110V165H109ZM115 166H116V165H115ZM198 166H199V165H198ZM200 166H201V165H200ZM200 166H199V167H200ZM206 166H207V165H206ZM91 167H92V166H91ZM201 167H202V166H201ZM207 167H208V166H207ZM222 167H223V166H222ZM229 167H230V166H229ZM71 168H72V167H71ZM97 168H98V167H97ZM104 168H105V167H104ZM112 168H113V166H112ZM174 168H175V167H174ZM174 168H173V169H174ZM225 168H226V166H225ZM242 168H243V167H242ZM252 168H253V167H252ZM263 168H264V167H263ZM72 169H73V168H72ZM91 169H92V168H91ZM157 169H158V166H157ZM173 169H172L171 171H169V173H170L171 175H173L175 171H176V172L178 171V170H174V171H173ZM184 169H185V168H184ZM236 169H238V168H236ZM254 169H255V168H254ZM116 170H117V169H116ZM154 170H155V169H154ZM240 170H241V168H240L238 171H240ZM92 171H93V170H92ZM122 171H123V170H122ZM155 171H156V170H155ZM241 171H242V170H241ZM241 171H240V172H241ZM8 172H9V170H8ZM68 172H71V171H68ZM176 172H175V173H176ZM179 172H180V171H179ZM179 172H178V173H179ZM184 172H185V171H184ZM193 172H194V171H193ZM215 172H216V173H215ZM226 172H227V171H226ZM246 172H247V170H246ZM249 172H250V171H248L247 173H249ZM263 172H264V171H263ZM66 173H67V171H66ZM161 173H162V172H161ZM165 173H167V172H165ZM165 173H164V174H165ZM185 173H186V172H185ZM194 173H195V172H194ZM231 173H232V172H231ZM238 173H239V172H238ZM78 174H79V173H78ZM159 174H160V173H159ZM200 174H201V173H200ZM223 174H224V173H223ZM225 174H226V173H225ZM232 174H233V173H232ZM256 174H257V173H256ZM75 175L77 176V174H75ZM165 175H166V174H165ZM184 175H185V174H184ZM254 175H255V173H254ZM107 176H108V175H107ZM166 176H167V175H166ZM142 177H143V176H142ZM198 177H199V176H198ZM200 177H201V175H200ZM204 177H206V176H204ZM226 177H227V178H225V176H224V178H219L218 181L220 182L221 180H223V181H221V183H222V182L228 180V179H229V174H228ZM230 177H231V175H230ZM261 177H262V176H261ZM261 177H260V178H261ZM74 178H75V177H74ZM160 178H161V177H160ZM236 178H237V177H236ZM240 178H241V176H240ZM251 178H253V177H251ZM75 179H76V178H75ZM77 179H78V178H77ZM161 179H162V178H161ZM161 179H160V180H161ZM165 179H166V181H167V178H165ZM181 179H182V178H181ZM183 179H185V178H183ZM191 179H192V178H191ZM204 179H205V178H204ZM206 179H207V178H206ZM231 179L233 180L234 178L232 177ZM244 179H245V178H244ZM139 180H140V179H139ZM143 180H144V179H143ZM160 180H159V181H160ZM162 180H164V179H162ZM162 180H161V181H162ZM202 180H203V179H202ZM238 180H239V178H237V181H238ZM258 180L261 181V179H258ZM83 181H85V180H83ZM206 181L208 182V179H207ZM79 182H80V181H79ZM145 182H146V181H145ZM154 182H155V181H154ZM186 182H187V181H186ZM197 182H198V181H197ZM214 182H216V181H214ZM229 182H230V181H229ZM234 182H235V180H234ZM240 182H241V181H240ZM240 182H239V183H240ZM254 182H255V181H254ZM167 183H168V182H167ZM191 183H192V182H191ZM199 183H201V182L199 181ZM224 183H225V182H224ZM224 183H223V184H224ZM226 183H227V182H226ZM79 184H80V183H79ZM164 184H165V183H164ZM209 184H210V183H209ZM211 184H213V183H211ZM214 184H217V183H214ZM255 184H257V183H255ZM131 185H132V184H131ZM162 185H163V184H162ZM162 185H161V186H162ZM221 185H222V184H221ZM221 185L217 187V188H219L218 190L221 189ZM229 185H230V184H228V186H229ZM232 185H233V183H232ZM240 185H241V184H240ZM260 185L263 186V184H260ZM260 185H258V184H257V186L254 185L255 188L253 187V189H254L255 194L257 193V191H259V187H260ZM68 186H69V185H68ZM159 186H160V185H159ZM174 186H175V185H174ZM204 186H205V185H204ZM211 186L214 187V185H211ZM236 186H237V187H236ZM241 186H243V185H241ZM241 186L238 187V182H237V184L235 185V187L232 186V187H229V188H228L227 185H226V189H231V188H232V189H236V188L241 189V188H242ZM262 186H261V188L263 189L264 186H263V187H262ZM139 187H140V186H139ZM147 187H148V186H147ZM163 187H164V185L162 186V188H163ZM202 187H203V186H202ZM205 187H207V186H205ZM215 187H216V186H215ZM224 187H225V184H224V186H223L222 189H224ZM69 188H70V187H69ZM153 188H154V187H153ZM155 188H156V187H155ZM159 188H160V187H159ZM173 188H174V187H173ZM180 188H181V187H180ZM217 188H213V189H216V190H217ZM244 188H245V187H244ZM157 189H158V187H157ZM157 189H156V190H157ZM168 189H169V188H168ZM176 189H177V188H176ZM201 189H202V188H201ZM201 189H200V190H201ZM203 189H204V188H203ZM203 189H202V190H203ZM238 189H237V190H238ZM262 189L260 190V191H261V194L264 192V191H263L264 189H263V190H262ZM150 190H152V189H150ZM172 190H173V189H172ZM177 190H178V189H177ZM179 190H180V189H179ZM200 190H199V191H200ZM202 190H201V191H202ZM207 190H208V189H207ZM237 190H236V191H237ZM242 190H243V189H242ZM137 191H138V190H137ZM160 191H161V189H160ZM169 191H170V190H169ZM199 191L197 192V194H199ZM230 191H231V190H230ZM234 191H235V190H234ZM260 191H259L258 193H260ZM262 191H263V192H262ZM134 192H135V191H134ZM144 192H146V194H147V191H144ZM152 192H153V191H152ZM184 192H185V191H184ZM189 192H190V191H189ZM193 192H194V191H193ZM226 192H227V191H226ZM243 192H244V191H243ZM141 193H142V192H141ZM141 193H140V194H141ZM149 193H150V191H149ZM165 193H166V192H165ZM174 193H175V192H174ZM205 193H206V192H205ZM235 193H237V192H235ZM239 193H241V192H239ZM249 193H250V192H249ZM258 193H257V194H258ZM140 194H139V196L142 197V194H141V195H140ZM144 194H145V193H144ZM153 194H154V193H153ZM220 194H221V193H220ZM226 194H227V193H226ZM257 194H256V195H257ZM261 194H259V197H260ZM163 195H164V194H163ZM176 195H177V194H176ZM190 195H191V193H190ZM217 195H219V194H217ZM240 195H241V194H240ZM248 195H249V194H248ZM256 195H255V196H256ZM262 195H263V194H262ZM262 195H261V196H262ZM159 196H161V195H159ZM169 196H170V195H169ZM174 196H175V195H174ZM192 196H193V195H192ZM197 196L200 197V195H197ZM230 196H231V195H230ZM232 196L235 197L234 195H232ZM232 196H231V197H232ZM236 196H237V195H236ZM238 196H239V195H238ZM238 196H237V197H238ZM124 197H125V195H124ZM131 197H132V196H131ZM225 197H226V196H225ZM242 197H243V196H242ZM247 197H248V196H247ZM262 197H263V196H262ZM149 198H150V197H149ZM155 198H156V197H155ZM163 198H164V197H163ZM172 198H173V197H172ZM167 199H168V198H167ZM170 199H171V198H170ZM196 199H198V198H196ZM231 199H232V198H231ZM233 199H234V198H233ZM237 199H238V198H237ZM245 199H246V198H245ZM134 200H135V199H134ZM136 200H138V199H136ZM153 200H154V199H153ZM175 200H178V202H177V204H178L180 199L177 198V199H175ZM181 200H182V199H181ZM187 200H188V199H187ZM235 200H236V199H235ZM254 200H255V199H254ZM158 201H159V200H158ZM160 201H161V200H160ZM168 201H169V200H168ZM221 201H222V200H221ZM138 202H139V201H138ZM142 202H143V201H142ZM142 202H141V203H142ZM144 202H145V201H144ZM151 202H152V201H151ZM162 202H163V201H162ZM186 202H187V201H186ZM259 202H260V201H259ZM139 203H140V202H139ZM145 203H146V202H145ZM174 203H175V205H176V202H174ZM174 203H173V204H174ZM180 203H182V201H181ZM180 203H179V204H180ZM231 203H232V202H231ZM250 203H251V202H250ZM161 204H162V203H161ZM182 204H183V203H182ZM188 204H189V203H188ZM188 204H187V205H188ZM234 204H235V203H233L232 206H235ZM262 204H264L263 198H262V201H261V205H262ZM141 205H142V204H141ZM187 205H186V206H187ZM228 205H229V204H228ZM144 206H145V205H144ZM156 206H157V203H156ZM159 206H160V205H159ZM167 206L170 207L169 205H167ZM179 206H180V205H179ZM186 206H185L184 208H186ZM249 206H250V205H249ZM255 206H256V204H255ZM255 206H254V207H255ZM259 206H260V205H259ZM259 206H258V207H259ZM168 207H167V208H168ZM171 207L174 208V205L171 206ZM175 207H176V206H175ZM206 207H207V206H206ZM151 208H152V206H151ZM158 208H159V207H158ZM167 208H166V210H167ZM176 208H178V207H176ZM176 208H175V209H176ZM179 208H180V207H179ZM229 208H231V207H229ZM229 208H228V210H229ZM232 208H233V207H232ZM236 208H237V206H236ZM241 208H242V207H241ZM263 208H264V207H263ZM263 208L260 207V211H264ZM181 209H182V208H181ZM261 209H262V210H261ZM169 210H171V208H170ZM173 210H174V209H173ZM238 210H240V209H238ZM238 210L233 209V211H232V210L230 209V211H232L231 213H233V212L235 211L234 215H235V214L237 215L239 212H241V211L236 212V211H238ZM167 211H168V210H167ZM167 211H165V212H167ZM174 211H175V210H174ZM191 211H192V210H191ZM244 211H245V210H242V212H244ZM255 211H256V209H255ZM257 211L259 212V210H257ZM123 212H124V211H123ZM163 212H164V211H163ZM165 212H164V213H165ZM192 212H193V211H192ZM228 212H229V211H228ZM245 212H247V211H245ZM245 212H244V214H245ZM248 212L250 213V210H249ZM251 212H252V208H251ZM258 212H257V213H258ZM119 213H120V212H119ZM175 213H176V212H175ZM261 213H262V212H261ZM157 214H158V213H157ZM165 214L168 215L169 213H168V214L165 213ZM171 214H172V211H171ZM173 214H174V213H173ZM229 214H230V212H229L227 215H229ZM262 214H264V213H262ZM232 215H233V214H232ZM236 215H235V216H236ZM247 215H248V214H247ZM173 216H175V215H172V217H173ZM177 216H178V215H177ZM177 216H176V217H177ZM179 216H181V215H179ZM238 216H240V214H239ZM238 216H237V217H238ZM241 216H242V215H241ZM243 216H244V215H243ZM243 216H242V217H243ZM166 217H167V216H166ZM260 217H263V216L261 215ZM164 218H165V217H164ZM224 218H225V217H224ZM226 218H227V217H226ZM229 218H230V217H229ZM232 219H233V218H232ZM170 220H171V219H170ZM213 220H214V219H213ZM230 220H231V219H230ZM209 221H210V220H209ZM211 221H212V219H211ZM214 221H215V220H214ZM228 221H229V220H228ZM237 221H238V220H237ZM193 222H194V221H193ZM212 222H213V221H212ZM210 223H211V222H210ZM234 223H235V222H234ZM119 231H120V230H119ZM80 233H81V232H80ZM103 234H104V233H103ZM113 235H114V234H113ZM129 235H130V234H129ZM33 237H34V236H33ZM35 237H36V236H35ZM35 237H34V238H35ZM37 238H38V237H37ZM41 239H42V238H41ZM112 239H113V238H112ZM128 239H129V238H128ZM28 240H29V239H28ZM31 240H32V239H31ZM34 240H35V239H34ZM34 240H33V241H34ZM102 240H103V239H102ZM105 240H106V239H105ZM38 241H39V240H38ZM154 241H155V240H154ZM11 242H12V241H11ZM28 242H29V241H28ZM30 242H31V241H30ZM34 242H35V241H34ZM128 242H129V241H128ZM35 243H37V242H35ZM126 243H127V242H126ZM12 244H13V242H12ZM19 244H20V243H19ZM39 244H40V243H39ZM57 244H58V243H57ZM117 244H118V243H117ZM121 245H122V244H121ZM127 245H128V243H127ZM150 245H151V244H150ZM167 245H168V244H167ZM36 246H37V245H36ZM36 246L31 247V250H30V253H29V257H28V259H27V258H24V259H27V260H25V262H27V263H21V261L19 260V261H20V264H49V263H48V262H49V259H48L47 255H46V253H49V255H51V254H50V251H49V249H48L49 247H47L46 249H45V248H44V249H42V248H41V249H40V248L38 249V247H36ZM53 246H54V244H53ZM55 246H56V245H55ZM58 246H59V245H58ZM159 246H160V244H159ZM175 246H176V245H175ZM39 247H40V246H39ZM127 247H128V246H127ZM133 247H134V246H133ZM140 247H141V246H140ZM143 247H144V246H143ZM148 247H149V245H148ZM154 247H155V246H154ZM136 248H137V247H136ZM146 248H147V247H146ZM150 248H151V247H150ZM150 248L147 249V250H143V251L147 254L148 252H150V250H151ZM177 248H178V247H177ZM211 248H213V247H211ZM55 249H56V248H55ZM59 249H60V248H59ZM74 249H75V248H74ZM131 249H133V248H131ZM134 249H135V248H134ZM144 249H145V248H144ZM162 249H164V248H162ZM178 249H179V248H178ZM178 249H177L176 251H174V252H172L173 250H172V251H169V250L167 249V251L164 252V254L166 253L165 256L168 255L167 258H165L164 256H162V255H163V254H162V250H158V249L156 250V249H155V250H156V251H155V254H156V255H160V256H157L156 258H153V260H156V259L160 260L159 258L164 257V258H162V259H166V262H164V263H166V264H171V262H173L174 259H177V257L180 256V253L183 251V249H182V251H181V248H180V250H178ZM184 249H185V248H184ZM186 249H187V248H186ZM50 250H51V249H50ZM52 250H53V249H52ZM153 250H154V249H153ZM165 250H166V249H165ZM75 251H76V250H75ZM103 251H104V250H103ZM105 251H106V250H105ZM127 251H129V250H127ZM136 251H137V250H136ZM151 251H152V250H151ZM188 251H189V250H188ZM5 252H6V251H5ZM53 252H54V254L56 255V257H54V258H58V259L60 258L61 260H62V258L65 259V256H63V254L60 253L58 250H57V251H54V250H53ZM53 252H51V253H53ZM66 252H67V251H66ZM94 252H95V251H94ZM144 252H143V254L145 255ZM152 252H153V251H152ZM191 252H192V251H191ZM191 252H190V254H191ZM128 253H129V252H128ZM193 253H194V252H193ZM197 253H198V252H197ZM65 254H66V253H65ZM94 254H95V253H94ZM141 254H142V252H141ZM155 254H154V255H155ZM182 254H183V253H182ZM184 254H185V250H184ZM190 254H189V253L187 254V255H188V260H189V258H191V256L189 257ZM52 255H53V254H52ZM55 255H54V256H55ZM102 255H103V254H102ZM125 255H127V254H125ZM135 255H136V253H135ZM139 255H140V254H139ZM144 255H143V257H144ZM154 255H153V256H154ZM156 255H155V256H156ZM187 255H185V256H187ZM195 255H198V254H195ZM5 256H6V255H5ZM5 256H4V257H5ZM68 256H69V255H68ZM137 256H138V255H137ZM183 256H184V255H183ZM192 256H193V255H192ZM14 257H15V256H14ZM17 257H18V256H17ZM22 257H23V256H22ZM133 257H134V256H133ZM139 257H140V256H139ZM145 257H147V256H145ZM151 257H152V256H151ZM228 257H229V256H228ZM7 258H8V257H5L4 260L7 259ZM50 258H52V257H50ZM79 258H81V257H79ZM114 258H115V257H114ZM126 258H127V257H126ZM135 258H136V257H135ZM147 258H148V257H147ZM180 258H182V255L180 256ZM183 258H184V257H183ZM183 258H182V259H183ZM10 259H11V258H10ZM10 259H8V260H10ZM24 259H23V260H24ZM64 259H63V260H64ZM67 259H68V258H67ZM77 259H78V258H77ZM103 259H104V258H103ZM121 259H122V258H121ZM128 259H129V258H128ZM132 259H133V258H132ZM148 259H149V258H148ZM151 259H152V258H151ZM182 259H180V260H182ZM202 259H203V261L201 262V264H203V262H205V261H204L205 258H202ZM2 260H3V259H2ZM4 260H3V262H4ZM23 260H22V261H23ZM50 260H51V259H50ZM61 260H60V261H61ZM114 260H115V259H114ZM138 260H139V259H138ZM142 260L144 261V259H142ZM142 260H141V261H142ZM158 260H157V261H158ZM180 260L178 259L177 262L179 263ZM195 260H196V257H195V259H194V263H195ZM199 260H200V258H199ZM208 260H209V259H208ZM230 260H231V259H230ZM0 261H1V259H0ZM13 261L15 262V260H13ZM70 261H71V259H70ZM70 261H68V262H70ZM130 261H131V260H130ZM160 261H161V260H160ZM184 261H185V263H186V260H184ZM189 261H190V260H189ZM189 261H187V264L189 263ZM191 261H192V258H191ZM191 261H190V262H191ZM7 262H11V263H13L11 260H10V261H7ZM68 262H66V263L69 264ZM131 262H132V261H131ZM133 262H134V261H133ZM161 262H162V261H161ZM180 262H181V261H180ZM15 263H16V262H15ZM15 263H14V264H15ZM74 263L76 264V262H74ZM103 263H104V262H103ZM135 263H137V262L135 261ZM141 263H142V262H141ZM164 263H163V264H164ZM178 263H176V264H178ZM192 263H193V262H192ZM194 263H193V264H194ZM196 263H197V262H196ZM198 263H200V262H198ZM211 263H212V262H211ZM0 264H2V263H0ZM5 264H8V263H5ZM9 264H10V263H9ZM16 264H18V263H16ZM61 264H62V263H61ZM63 264H64V263H63ZM131 264H133V263H131ZM138 264H139V263H138ZM161 264H162V263H161ZM172 264H174V262H173ZM179 264H180V263H179ZM183 264H184V263H183ZM206 264H208V263H206ZM209 264H210V263H209Z\"/></svg>",
    "mask_w": 264,
    "mask_h": 264
}]
</instances>
